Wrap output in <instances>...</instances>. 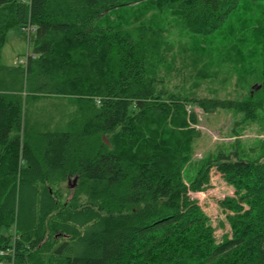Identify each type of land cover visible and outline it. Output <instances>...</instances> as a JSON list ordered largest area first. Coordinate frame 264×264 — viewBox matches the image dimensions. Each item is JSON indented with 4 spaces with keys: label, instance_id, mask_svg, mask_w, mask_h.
<instances>
[{
    "label": "trees",
    "instance_id": "16d2710c",
    "mask_svg": "<svg viewBox=\"0 0 264 264\" xmlns=\"http://www.w3.org/2000/svg\"><path fill=\"white\" fill-rule=\"evenodd\" d=\"M242 1L263 2L254 29L235 15ZM165 13L191 36L222 37L240 81L256 71L245 52L264 57V0H0V58L9 31L35 28L24 65L0 62V263L264 264V160L220 153L193 179L182 173L199 135L187 109L256 122L264 77L242 100L167 92L156 75L172 51ZM50 98L60 107L51 130L52 117L25 114L28 99ZM212 169L233 189L218 201L229 226L220 240L190 197Z\"/></svg>",
    "mask_w": 264,
    "mask_h": 264
},
{
    "label": "rangeland",
    "instance_id": "374dc122",
    "mask_svg": "<svg viewBox=\"0 0 264 264\" xmlns=\"http://www.w3.org/2000/svg\"><path fill=\"white\" fill-rule=\"evenodd\" d=\"M262 5L263 2L245 4L242 1L235 15L239 13L244 18L252 20L251 22L254 23H251L250 27L254 29ZM245 8H249L251 13L243 15ZM158 19L161 20V26L167 31L165 38L172 47V51L166 57L165 65L158 67L156 73L157 77L163 80L164 90L196 98L217 97L219 99L242 100L256 92L252 91L253 86L260 87L259 84L253 83V80L264 77L262 54L257 52L255 56H248L245 52L244 64L246 67H256L255 70L258 69V71L257 74H254L256 71L251 73L248 82L240 81V79L244 80V74L239 70V64H234L236 62L231 57L233 53L229 50H222L224 42L222 37L203 40L191 36L184 29L181 19L177 15L165 13ZM25 36L19 28L9 31L1 50L0 62L2 65L16 66L18 60H25L26 56L31 54V47L26 42ZM227 43L228 41L225 44ZM218 49H221L223 53L219 54ZM210 55H213V59ZM200 70L212 75L213 79H200L197 76ZM56 101L52 98L35 102L28 99L25 105L26 118L30 121H37L38 117L40 120L46 121L52 117L48 122L50 124L48 129H54L52 123L58 120L57 116L60 112L58 109L60 107L53 105ZM187 110H193L197 115L198 124L195 129L199 135L192 142L189 160L183 166L182 173L185 181L193 179L202 165L215 160L220 153L229 156L231 160H264V112L258 115L256 122L243 123L241 114L229 110H219L212 114H205L195 107ZM63 112L69 113L71 109ZM76 182L75 179H71L59 186L63 199L70 198V193L76 187ZM232 194L233 189L223 182L221 176L214 169L210 171V187L203 193L190 194V197L198 201L208 216L215 229L217 240L229 234V226L225 214L218 206V201L232 196Z\"/></svg>",
    "mask_w": 264,
    "mask_h": 264
},
{
    "label": "built area",
    "instance_id": "2783aa9c",
    "mask_svg": "<svg viewBox=\"0 0 264 264\" xmlns=\"http://www.w3.org/2000/svg\"><path fill=\"white\" fill-rule=\"evenodd\" d=\"M35 31V28L34 27H26L25 29H22V32L26 35V37L30 36V34H32L33 32ZM27 61V56L24 59H21V60H18V63L19 65H24Z\"/></svg>",
    "mask_w": 264,
    "mask_h": 264
},
{
    "label": "water",
    "instance_id": "95a60500",
    "mask_svg": "<svg viewBox=\"0 0 264 264\" xmlns=\"http://www.w3.org/2000/svg\"><path fill=\"white\" fill-rule=\"evenodd\" d=\"M259 88H260L259 86H253V87H252V91H253V92H254V91H258Z\"/></svg>",
    "mask_w": 264,
    "mask_h": 264
}]
</instances>
